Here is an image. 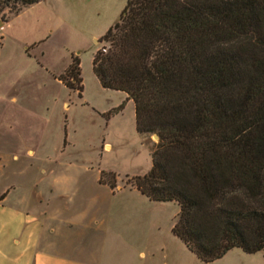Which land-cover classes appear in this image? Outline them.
<instances>
[{"label":"trees","instance_id":"16d2710c","mask_svg":"<svg viewBox=\"0 0 264 264\" xmlns=\"http://www.w3.org/2000/svg\"><path fill=\"white\" fill-rule=\"evenodd\" d=\"M41 1L0 0V20ZM102 39L93 75L134 103L140 136L158 137L130 188L178 206L171 233L203 263L264 253V0H127ZM57 79L82 98L78 57Z\"/></svg>","mask_w":264,"mask_h":264},{"label":"rangeland","instance_id":"374dc122","mask_svg":"<svg viewBox=\"0 0 264 264\" xmlns=\"http://www.w3.org/2000/svg\"><path fill=\"white\" fill-rule=\"evenodd\" d=\"M126 1L43 0L3 23L0 192L28 188L46 178L81 176L88 189L99 188L106 199L95 225L107 216L108 231L96 232L93 227L85 238L109 264H126L130 257L133 264H264L263 252L248 255L239 249L203 263L171 233L179 212L175 203H153L135 193L111 199L107 187L93 184L104 171L117 176V190L130 188L131 178L150 171V155L157 143L155 135L136 134L129 111L124 120L110 126L96 113L116 105L113 96L119 95L101 88L92 59L96 52L108 50L102 37ZM71 57L80 60L81 99L54 79L64 74ZM106 143L111 148L105 150ZM120 229L131 233L137 243L122 246L109 232ZM140 253L146 257H139Z\"/></svg>","mask_w":264,"mask_h":264},{"label":"crops","instance_id":"0c3cea01","mask_svg":"<svg viewBox=\"0 0 264 264\" xmlns=\"http://www.w3.org/2000/svg\"><path fill=\"white\" fill-rule=\"evenodd\" d=\"M3 25L1 21L0 30ZM54 79L65 87L56 76ZM111 92L119 95L113 96L116 105L96 113L103 117L124 103L121 111L105 120L106 125L124 120L129 111V123L135 128L134 103L122 92ZM10 101L17 103V98H11ZM66 105L64 102V110L68 109ZM136 134L140 136L137 132ZM107 147L111 148V145L106 143L104 149L107 150ZM30 151H27L28 155ZM99 177L100 172L93 184L107 187L111 199L135 193L148 200L134 188L111 190L107 185L99 183ZM87 187L81 176L73 175L66 178H46L43 181L41 179L28 188L1 191L0 195L5 194V197L0 202V264H109L100 249L86 242L85 236L91 228L94 227L96 232L108 231V225L105 224L107 216L100 219L98 226L95 225L106 199L99 188L91 190ZM58 200H62V206L58 204ZM109 232L114 234L122 246L131 247L137 243V239L125 230ZM73 235L76 236L75 239H72ZM139 257L146 256L140 253ZM133 261L134 257L125 259L126 264H133Z\"/></svg>","mask_w":264,"mask_h":264},{"label":"water","instance_id":"95a60500","mask_svg":"<svg viewBox=\"0 0 264 264\" xmlns=\"http://www.w3.org/2000/svg\"><path fill=\"white\" fill-rule=\"evenodd\" d=\"M153 138H154L155 140H158V137H157V136H153Z\"/></svg>","mask_w":264,"mask_h":264}]
</instances>
